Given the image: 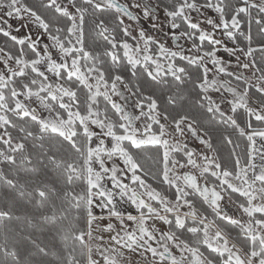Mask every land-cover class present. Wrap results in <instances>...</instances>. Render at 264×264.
I'll use <instances>...</instances> for the list:
<instances>
[{
    "label": "snow or ice",
    "instance_id": "6c2138e0",
    "mask_svg": "<svg viewBox=\"0 0 264 264\" xmlns=\"http://www.w3.org/2000/svg\"><path fill=\"white\" fill-rule=\"evenodd\" d=\"M0 264H264V0H0Z\"/></svg>",
    "mask_w": 264,
    "mask_h": 264
},
{
    "label": "rangeland",
    "instance_id": "374dc122",
    "mask_svg": "<svg viewBox=\"0 0 264 264\" xmlns=\"http://www.w3.org/2000/svg\"><path fill=\"white\" fill-rule=\"evenodd\" d=\"M13 24L15 25V22L13 21ZM147 27V26H146Z\"/></svg>",
    "mask_w": 264,
    "mask_h": 264
}]
</instances>
